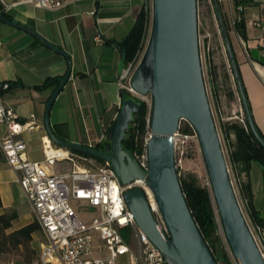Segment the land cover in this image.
Here are the masks:
<instances>
[{
  "label": "crops",
  "instance_id": "0c3cea01",
  "mask_svg": "<svg viewBox=\"0 0 264 264\" xmlns=\"http://www.w3.org/2000/svg\"><path fill=\"white\" fill-rule=\"evenodd\" d=\"M144 1L102 0L97 6L93 0H79L57 8H41L33 0H0V8L5 4L11 6L7 13L12 20L34 28L70 54V79L51 110L52 127L61 138L96 145L106 136L123 101L120 76L125 59L120 43L136 24ZM219 1L255 123L264 135V23L258 25L264 0ZM226 55L229 62L228 52ZM68 68V59L62 53L46 46L33 34L0 20V82L17 84L2 95L1 101L18 114L22 123L35 114L36 127L19 136L26 141L27 156L31 160H44L43 141L49 138L44 114L58 85L50 84L42 89L37 86L48 79L63 77ZM218 73L215 72L216 78L211 81L215 108L222 116L230 115L232 104L238 103L240 90L233 72L232 84L225 68L223 72L219 68ZM223 74L230 85V95L224 90L218 93L217 83ZM6 133L7 124L0 123V136ZM223 134L228 149H235L234 131ZM230 163L238 198L244 204L245 215L247 213L254 226L261 228L258 235L264 249V225L256 221L264 218L262 166L257 162L244 164L231 160ZM0 195V214L16 215L9 231L37 220L17 172L1 151ZM41 233L44 234L42 229L33 234L32 246L37 255L45 243L40 242ZM44 239L46 241L45 234Z\"/></svg>",
  "mask_w": 264,
  "mask_h": 264
},
{
  "label": "water",
  "instance_id": "95a60500",
  "mask_svg": "<svg viewBox=\"0 0 264 264\" xmlns=\"http://www.w3.org/2000/svg\"><path fill=\"white\" fill-rule=\"evenodd\" d=\"M152 1L150 39L130 81L137 92L151 96L148 168L143 167L136 154L123 144L141 102L123 93L119 113L99 144L87 145L61 138L52 127L51 110L70 79V54L26 24L3 13H0V20L33 34L68 59L69 68L46 105L44 121L48 136L61 147L110 162L121 183L129 186L125 198L136 223L162 251L168 264H219L192 214L177 170L174 135L184 119L198 135L221 224L237 264H264V254L233 185L207 90L199 34V0ZM214 6L250 128L264 146L219 0H214ZM138 181L154 194L168 232L160 228L146 189L134 185Z\"/></svg>",
  "mask_w": 264,
  "mask_h": 264
},
{
  "label": "built area",
  "instance_id": "2783aa9c",
  "mask_svg": "<svg viewBox=\"0 0 264 264\" xmlns=\"http://www.w3.org/2000/svg\"><path fill=\"white\" fill-rule=\"evenodd\" d=\"M74 1L79 0H33L34 4L41 8H57ZM93 1L98 6L102 0ZM10 8V5L5 4L0 8V13L8 12ZM142 9L145 10L147 17L145 34L135 57L124 63L120 87L122 93L145 100L151 108L149 95L140 94L130 83L150 39L153 1L145 0ZM263 23L264 5L258 18V25ZM208 65L211 70V62ZM210 80L212 81L211 75ZM9 88V82H0V123L7 124V133L0 136V151L4 154L6 162L17 172L19 182L33 205L46 241L32 261L6 260L0 261V264H121L123 257H126L125 264H168L162 251L136 223L134 213L129 209L125 198L129 186L121 183L109 161H98L96 164L93 162V160L96 162V159L58 146L50 138L43 141V161L31 160L27 156L28 145L19 136L25 130L36 127L35 114H31V120L20 122L18 114L12 108L4 106L1 101L2 92ZM223 88L222 83L218 84V93H221ZM211 90L215 95L212 83ZM237 101V104H232L230 115L222 116L215 108L217 116L221 125L223 122L235 120L248 129L240 95H237ZM214 114L216 115V112ZM149 118L147 133L150 137ZM180 130L183 131L181 123L174 135L175 146ZM190 134L185 133V137L189 138ZM193 134L198 138L195 130ZM149 137L143 152L136 155L145 168H148ZM228 151L230 152V149ZM66 161L71 162L72 168L58 174L55 171L56 165L58 162ZM88 161L93 162L92 167L86 165ZM142 186L147 191L151 209L160 228L168 232L154 194L148 191L147 186L144 184ZM241 206L243 208L242 203ZM88 214L90 217L85 218L84 216ZM250 227L264 254L258 235L261 228L251 224ZM127 228H130L134 239L131 243L126 241L122 233Z\"/></svg>",
  "mask_w": 264,
  "mask_h": 264
},
{
  "label": "trees",
  "instance_id": "16d2710c",
  "mask_svg": "<svg viewBox=\"0 0 264 264\" xmlns=\"http://www.w3.org/2000/svg\"><path fill=\"white\" fill-rule=\"evenodd\" d=\"M239 1H244L245 3V2H249L250 0H239ZM2 13L4 15L9 16L7 12H2ZM222 16L225 21L223 12H222ZM146 20L147 17L145 10L142 9L137 18L136 24L131 29L127 37L120 43L121 49L124 52L125 62L133 59L137 54V52L139 51V49L141 48V43L145 34ZM225 25L229 33V28L226 22ZM229 62L233 72V67L230 58H229ZM210 75L212 76V80L216 78L213 68H211L210 70ZM63 77L48 79L41 86H37V88L42 89L50 84L59 85ZM9 83H10V88L8 90L3 91L2 95L5 94L6 92L12 91V89L17 86V84L15 83H11V82ZM127 96L130 97L131 95H127ZM136 99L139 102H141V107L139 111L136 112L134 115V120L131 123L132 127L128 130V135L126 139L123 141V144L124 147L131 150L134 154L137 155L143 152L144 145L146 143V134L148 132L147 125H148V118L150 115V106L145 100L139 98ZM247 124H248V129H246L245 126H243L238 121L225 122L224 124H222L223 133L225 132L229 133L230 131H234V133L236 134V146L235 149L230 150L229 156L232 161L239 163H244V164H249L251 162L259 163L263 169V186H264V146L259 142V140L255 137L253 131L251 130L248 122V118H247ZM183 131L188 134L194 132L190 124H188L185 128H183ZM260 133L264 137L261 131ZM85 156L94 158L99 162L104 161L96 157H92L88 155ZM181 184L184 193L186 195L188 205L192 211V214L203 236L208 242V245L213 251L218 263L221 264V262H224L226 264H231L232 261L229 256V252L225 250L223 240L218 235L219 223L217 221L216 211L212 200V194H211L212 187L201 186L193 179L181 180ZM1 206H2V199L0 195V207ZM15 216H16L15 213L0 214V259L5 253L9 252L13 248L14 249L22 248L28 252H35L32 246L33 234L42 229L41 225L39 224L38 220H36L19 229L9 231V229L12 227V221L14 220ZM256 221L259 225H264V218H258ZM36 257H37V253L35 252V256L32 259L28 260L27 262L32 261Z\"/></svg>",
  "mask_w": 264,
  "mask_h": 264
},
{
  "label": "rangeland",
  "instance_id": "374dc122",
  "mask_svg": "<svg viewBox=\"0 0 264 264\" xmlns=\"http://www.w3.org/2000/svg\"><path fill=\"white\" fill-rule=\"evenodd\" d=\"M199 34H200V45H201V55H202V63H203V70L205 75V80L208 88L209 98L212 104V108L214 110V113L216 112L215 119L216 123L220 132V137L222 140V144L225 150L226 158L228 161V165H231V158L229 156V151L227 147V143L223 134L222 125L220 122L219 117L217 116V111L215 110V98L213 95V90H211V80H210V67L209 62H211V68H213L214 72L218 73V69L220 68V71L223 72L224 68L227 70L228 76H229V83H233L232 81V69L229 65L230 62L227 60V49L225 46L224 38L222 35L221 27L219 24L218 16L215 10L214 6V0H199ZM222 79L219 77V81L217 84L222 83L224 85L223 90L230 95L228 81L225 78V74L221 75ZM149 100L151 102V96L149 95ZM226 115V114H225ZM229 115V114H228ZM189 122L187 120L181 121V128H185ZM151 131V130H150ZM147 137H149V134H146V140ZM175 154H176V164H177V170L178 174L181 180H195L199 185L210 187V179L209 174L207 170V166L205 163V159L201 150L200 143L198 141V138L196 137L193 132L190 134L189 138L185 137V133L180 130L179 136L177 137V143L175 146ZM94 163H98V161H94ZM93 162H86L87 166L92 167ZM72 168L71 162H58V164L55 167L56 172L62 173L64 171L70 170ZM134 185H141L142 184H134ZM212 191V190H211ZM212 194V200L214 204V208L216 211V217L217 221L219 223V230L218 235L223 240L224 248L229 252V256L232 260L231 264H237L236 260L231 252V249L229 247V244L227 242L221 220L219 217V213L217 210L215 198ZM243 207L244 204L242 203ZM246 212V210H245ZM247 219L250 222V224L253 226L251 219L247 215ZM85 218H89L90 214L87 216H84ZM123 236L126 239L127 242L131 243L134 241L130 228L125 229L123 232ZM40 242H45L44 234H40ZM34 248V247H33ZM35 252L37 253V250L34 248ZM35 252H28L24 249H11L9 252L5 253L0 261H6V260H19L23 262H27L28 260L32 259L35 256ZM121 264L126 263V257L121 258ZM221 264H226L224 262H221Z\"/></svg>",
  "mask_w": 264,
  "mask_h": 264
},
{
  "label": "bare ground",
  "instance_id": "6f19581e",
  "mask_svg": "<svg viewBox=\"0 0 264 264\" xmlns=\"http://www.w3.org/2000/svg\"><path fill=\"white\" fill-rule=\"evenodd\" d=\"M141 181H138L137 184H141ZM148 191L151 192V190L148 188Z\"/></svg>",
  "mask_w": 264,
  "mask_h": 264
}]
</instances>
